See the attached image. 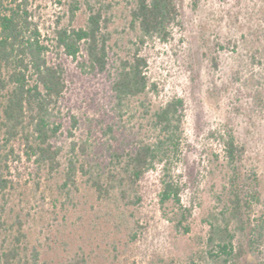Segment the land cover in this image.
I'll return each mask as SVG.
<instances>
[{
	"label": "trees",
	"instance_id": "16d2710c",
	"mask_svg": "<svg viewBox=\"0 0 264 264\" xmlns=\"http://www.w3.org/2000/svg\"><path fill=\"white\" fill-rule=\"evenodd\" d=\"M82 3L88 17L84 27L75 28ZM128 3V22L135 40L131 41L132 54L119 60L111 76V89L118 121L124 123L135 102L141 109V121L132 139L122 146L110 145L105 160H101L97 154H89L87 143L72 141L66 153L60 142L64 126L61 103L68 88L66 68L50 55L77 59L83 52L79 65L86 72H108L112 2L72 0L69 23L62 25L63 18H59L50 40L35 19L31 0H0V264H96L92 243L71 241V245L63 231L60 236L55 234L59 240L52 242L58 250L50 243L45 248L40 238H34L35 232L26 227L31 220L39 222L43 217L37 220L31 214L8 210L9 191L14 188V177H21L19 166L24 162L32 168L37 188L43 181L49 183L64 219L65 211L76 212L84 198L92 210L104 211L113 218L127 239L125 245L137 241L139 233L147 229L138 212L145 200L143 184L148 173L162 166L165 178L160 202L180 203L182 188L170 171L183 145L185 102L174 97L152 106L151 94L157 86L148 74V58L142 54L147 44L172 39L173 27L180 25V11L177 0ZM212 61L218 68L217 58ZM254 87L250 92L252 105L262 111L264 90L257 82ZM76 124L73 118V126ZM107 128L116 140L115 127ZM223 146L229 169L228 199L210 222L208 245L218 250L219 255L213 256L216 264H236L245 257H259L256 264H264V210L258 215L254 212L260 202L256 172L246 164V146L233 135L223 137ZM81 184L88 188V197L81 195ZM186 218L181 212L178 224ZM119 243H112L114 250Z\"/></svg>",
	"mask_w": 264,
	"mask_h": 264
},
{
	"label": "rangeland",
	"instance_id": "374dc122",
	"mask_svg": "<svg viewBox=\"0 0 264 264\" xmlns=\"http://www.w3.org/2000/svg\"><path fill=\"white\" fill-rule=\"evenodd\" d=\"M71 1L31 0L46 38H53L59 18H63L62 25L69 23ZM110 1L113 39L108 72H86L79 65L83 52L77 59L50 55L66 68L68 88L61 103L64 126L60 142L66 153L72 141L87 143L89 154H97L101 160H105L110 145L122 146L132 139L141 121L138 102L124 117V123L118 121L114 110L111 76L119 60L132 54L135 33L128 22V0ZM177 5L180 25L173 27L172 39L149 43L142 54L148 58V74L157 86L151 94L152 106L174 97L185 102L183 145L170 171L182 188L180 203L160 202L165 178L162 166L148 173L143 184L145 200L138 212L147 229L139 233L137 241L125 245L127 239L113 218L104 211L92 210L84 198L76 212L65 211L64 219L49 183L43 181L37 188L32 168L24 162L19 166L21 177H14V188L9 191L8 210L31 214L37 220L43 217V221L31 220L26 227L35 232L34 238H40L45 248L50 243L58 250L52 245L59 240L54 235L65 231L69 242L92 243L96 264H216L213 256L219 253L208 245V239L210 222L228 199L229 169L223 137L229 135L246 146V164L255 170L260 191L255 215L264 210V109H255L250 97L256 82L264 90V0H177ZM87 17L82 3L73 27H84ZM213 57L218 68L213 65ZM73 118L77 121L74 126ZM108 125L115 127L116 140L108 132ZM89 193L81 184V195L88 197ZM181 212L187 218L179 225L177 216ZM114 241L120 242L117 251L112 246ZM258 260L245 257L236 264H256Z\"/></svg>",
	"mask_w": 264,
	"mask_h": 264
}]
</instances>
